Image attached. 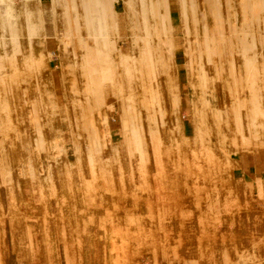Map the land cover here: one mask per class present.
<instances>
[{
    "label": "rangeland",
    "instance_id": "obj_1",
    "mask_svg": "<svg viewBox=\"0 0 264 264\" xmlns=\"http://www.w3.org/2000/svg\"><path fill=\"white\" fill-rule=\"evenodd\" d=\"M0 264H264V0H0Z\"/></svg>",
    "mask_w": 264,
    "mask_h": 264
}]
</instances>
